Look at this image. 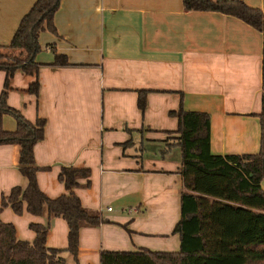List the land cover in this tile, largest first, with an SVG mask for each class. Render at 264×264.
<instances>
[{
	"label": "crops",
	"instance_id": "obj_1",
	"mask_svg": "<svg viewBox=\"0 0 264 264\" xmlns=\"http://www.w3.org/2000/svg\"><path fill=\"white\" fill-rule=\"evenodd\" d=\"M33 1L0 0V43ZM243 1L264 11V0ZM52 21L56 33L42 30L38 42L52 44L68 64H50L52 51L43 47L34 55L37 93L27 89L34 76L17 68L6 103L30 121L44 118L32 148L44 194L68 192L57 179L60 166L89 168L88 186L71 190L103 220L78 228V264H123L115 252L138 248L177 250L179 133L168 111L180 100L183 109L207 112L211 153L256 152L262 32L228 13L186 9L182 0H59ZM3 78L0 70V88ZM141 89L145 104L139 109ZM1 126L12 130L14 118L3 113ZM17 159L18 144L0 143V196L26 183ZM260 187L264 192V177ZM0 219L27 241L34 237L28 223L46 222L44 215L17 214L9 206L1 208ZM45 245L66 246L62 218H49Z\"/></svg>",
	"mask_w": 264,
	"mask_h": 264
},
{
	"label": "trees",
	"instance_id": "obj_2",
	"mask_svg": "<svg viewBox=\"0 0 264 264\" xmlns=\"http://www.w3.org/2000/svg\"><path fill=\"white\" fill-rule=\"evenodd\" d=\"M59 0H34L21 16L10 39L0 43V70L4 78L0 88V143L18 144L17 165L25 177L23 187L13 185L0 196V210L9 206L14 213L26 210L44 215L45 223L29 222L34 232L31 241L15 236L14 226L0 219V264H78L77 233L81 226L96 225L103 220L99 210L83 206L72 192L77 185L88 186L89 168L60 166L57 179L67 193L54 197L37 186L33 144L42 136L43 117L30 121L6 103L9 77L17 68L34 78L29 92L37 93L34 55L42 47L50 48V64H68L63 53L52 44L41 45L38 33H56L52 17ZM186 9L215 10L234 15L260 30L264 36V11L243 0H182ZM181 96V94H180ZM145 90H138L136 105L142 109ZM3 113L15 121L12 130L1 126ZM176 117L179 133L181 191L179 217L172 227L178 235L177 250L138 248L121 254L123 264H264V192L260 180L264 177V92L260 95L259 146L254 153L214 154L209 151V116L201 110L183 109L179 100L176 109L168 111ZM79 178L83 181L79 182ZM57 216L66 223V246L45 245L49 218ZM62 252H66L64 256ZM133 254L132 259L123 256ZM103 252L100 254V256Z\"/></svg>",
	"mask_w": 264,
	"mask_h": 264
},
{
	"label": "rangeland",
	"instance_id": "obj_3",
	"mask_svg": "<svg viewBox=\"0 0 264 264\" xmlns=\"http://www.w3.org/2000/svg\"><path fill=\"white\" fill-rule=\"evenodd\" d=\"M41 49H44V48L42 47ZM62 254H63L64 256H66V255H67V254H66V252H62Z\"/></svg>",
	"mask_w": 264,
	"mask_h": 264
},
{
	"label": "built area",
	"instance_id": "obj_4",
	"mask_svg": "<svg viewBox=\"0 0 264 264\" xmlns=\"http://www.w3.org/2000/svg\"><path fill=\"white\" fill-rule=\"evenodd\" d=\"M105 208H106L107 210H109V209H110V207H109V206H106Z\"/></svg>",
	"mask_w": 264,
	"mask_h": 264
}]
</instances>
